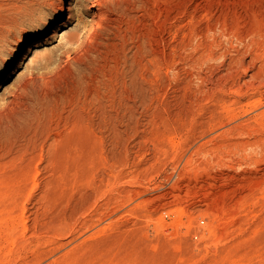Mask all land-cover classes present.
<instances>
[{
	"label": "rangeland",
	"instance_id": "374dc122",
	"mask_svg": "<svg viewBox=\"0 0 264 264\" xmlns=\"http://www.w3.org/2000/svg\"><path fill=\"white\" fill-rule=\"evenodd\" d=\"M0 264H264V0H0Z\"/></svg>",
	"mask_w": 264,
	"mask_h": 264
},
{
	"label": "bare ground",
	"instance_id": "6f19581e",
	"mask_svg": "<svg viewBox=\"0 0 264 264\" xmlns=\"http://www.w3.org/2000/svg\"><path fill=\"white\" fill-rule=\"evenodd\" d=\"M98 24H99V23H97L96 26H97ZM96 26H95V27H96ZM92 31H93V29L90 27V28L88 29V31L85 33L84 37H82L83 40L89 39L90 36H91Z\"/></svg>",
	"mask_w": 264,
	"mask_h": 264
}]
</instances>
